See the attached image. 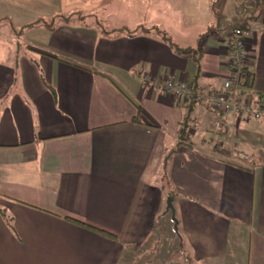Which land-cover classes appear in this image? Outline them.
Masks as SVG:
<instances>
[{
    "label": "crops",
    "instance_id": "crops-1",
    "mask_svg": "<svg viewBox=\"0 0 264 264\" xmlns=\"http://www.w3.org/2000/svg\"><path fill=\"white\" fill-rule=\"evenodd\" d=\"M180 1L181 14L155 0L143 7L148 20L111 31L82 21L40 26L43 45L7 32L18 48L0 43V264H143L139 249L166 212L159 177L178 202L185 235L176 243L189 264H264L258 152L245 164L212 141L197 147L220 119L206 102L181 140L186 109L155 86L174 78L200 95L215 91L228 74L229 32L255 17L249 94L264 106V12L237 14L239 0ZM11 22L0 10V27ZM28 22L15 30L24 34L36 23ZM254 122L236 129L264 130V117L244 123ZM167 139L177 145L168 156Z\"/></svg>",
    "mask_w": 264,
    "mask_h": 264
},
{
    "label": "rangeland",
    "instance_id": "rangeland-1",
    "mask_svg": "<svg viewBox=\"0 0 264 264\" xmlns=\"http://www.w3.org/2000/svg\"><path fill=\"white\" fill-rule=\"evenodd\" d=\"M154 1L155 0H0V10L13 20V22H11L13 25L7 24L8 27H3L4 25L0 27V43L4 42L6 46L11 47L13 50L14 48L17 50L18 46L14 44L13 48V43L8 41L7 32L11 34V28H13V32H15V36L18 38H21L23 35L24 39L26 38L36 45H43V36H41L40 31V26H42L41 24L43 22L47 24V27L53 28H56L59 25L75 26L77 25L76 22L79 21H82L85 25L91 24L89 27L96 28L101 26V28L108 29V31L120 26L132 27L131 25H134L135 23L148 20L146 17H151V13L147 11L145 12L146 9L144 8L150 3L152 5ZM229 2L231 4L233 0H230ZM239 2L241 4L238 3L236 7L237 14H241L244 10H246L247 13L250 12V10L255 11L258 7H261L264 12V0H239ZM163 4H166L169 13L173 12L174 14L177 13V15L182 13L177 12L179 7L182 10V2L180 0H175L174 4H171L170 0H164ZM232 6L233 3L230 5V8ZM6 21L5 24L7 23ZM17 21H32L27 24L36 22L30 27H37L25 30L23 34L22 29L19 31L15 30V25L19 29L24 27L23 23H17ZM38 22L40 24H37ZM18 45L20 49L21 44L18 43ZM234 119L235 118H230V122L233 121L230 126H236V128H238L239 122ZM242 123L240 124H242L243 129L252 128L254 126L258 128V126H260L256 124V122L252 123L250 126H247L244 122ZM236 128L233 132L219 134L207 131L208 134L205 135L204 140L202 141L200 140L201 138H197L199 140L195 145L199 147L203 145L204 141H208L209 143L212 141L211 143H213L214 146L217 144V146H215L216 152H226L228 155L236 153L235 157H237V153L242 151L249 157V160L250 155L254 156L255 152H258V154H255V162L258 165H263L264 139L257 140L256 136L264 138V130H252L253 132L251 133H244V131H238ZM193 134L197 137L199 135L197 132ZM187 138H189V133L187 134ZM190 140H193V138ZM167 142L169 145L168 156L175 153L177 145L175 146L173 144V146H171L172 144L169 142V139H167ZM172 142L175 143L174 141ZM185 145L188 146V144ZM221 145L224 147H221ZM235 145L237 147H235ZM243 163L249 164L246 161H243ZM156 184L164 194V206H166V212L159 215L157 218L154 232L148 238L147 242L144 243L143 247L139 249L138 255H142L143 264H189L184 247L178 245L184 232L179 227L178 231L175 230L172 213L167 212L170 192L172 191L170 182L166 180V177L164 180L159 177ZM175 205L178 208L177 201L175 202ZM176 242H178V244Z\"/></svg>",
    "mask_w": 264,
    "mask_h": 264
},
{
    "label": "built area",
    "instance_id": "built-area-1",
    "mask_svg": "<svg viewBox=\"0 0 264 264\" xmlns=\"http://www.w3.org/2000/svg\"><path fill=\"white\" fill-rule=\"evenodd\" d=\"M251 37L250 29L238 28L230 31L227 49L228 74L221 85L208 95H200L188 82L174 78L160 80L155 86L163 94L178 100L182 106L206 102L220 118L213 127V132L217 134L233 132L236 128L223 120L224 116L235 118L239 125L242 122L260 121L264 117V106L257 97L249 94L252 76L248 70V45ZM237 157L240 160H249L244 153H238Z\"/></svg>",
    "mask_w": 264,
    "mask_h": 264
},
{
    "label": "trees",
    "instance_id": "trees-1",
    "mask_svg": "<svg viewBox=\"0 0 264 264\" xmlns=\"http://www.w3.org/2000/svg\"><path fill=\"white\" fill-rule=\"evenodd\" d=\"M217 3L218 2H215L214 4H213V10H214V14L216 15V6H217ZM255 17L254 18H250L249 20H247L248 22H246V24H244V25H242V26H238V27H234V28H232L231 29V31L232 30H235V29H238V28H242V29H244V30H249V28L247 27V24H249L250 22H253V21H255ZM37 24H40L39 22L37 23ZM42 26H44L45 28H47L48 30H54V28L53 27H47V24H45L44 22L41 24ZM33 27H36V26H33ZM32 28V27H31ZM157 30V29H156ZM157 31H159V30H157ZM161 34H162V36H163V38L166 40V41H168V42H170L171 41V39H170V37H168V35L165 33V32H160ZM198 104H196V103H190V104H187V105H185L184 107H185V109H186V111H185V114H184V118H183V121H182V124H181V128H182V133H181V135H180V138H181V140H186V135H187V133H188V131H189V129L191 128V127H193V120H192V109L195 107V106H197ZM138 113H139V117H141V115L143 114V112H142V109L140 108V107H138ZM135 122L136 123H141V121L139 120V119H136L135 120ZM188 148H190V149H192V146H188ZM243 161H245V160H243ZM247 161H249V160H247ZM172 198H173V196H171ZM174 199V198H173ZM66 219H68L69 221H71V222H73V223H76V224H78V225H80V226H83V227H86V228H88V229H91V230H94L95 232H97V233H99V234H101V235H103V236H105V237H107V238H109V239H112V240H115L116 239V236H114L113 234H109V233H107V232H105V231H103V230H99V229H97V228H94V227H92V226H89V225H87V224H85V223H83V222H81V221H78V220H76V219H73V218H66Z\"/></svg>",
    "mask_w": 264,
    "mask_h": 264
},
{
    "label": "water",
    "instance_id": "water-1",
    "mask_svg": "<svg viewBox=\"0 0 264 264\" xmlns=\"http://www.w3.org/2000/svg\"><path fill=\"white\" fill-rule=\"evenodd\" d=\"M167 212H171L172 213V217L174 220V224H175V230L178 231V220L176 218V210L174 207V199L172 197H170L169 201H168V205H167Z\"/></svg>",
    "mask_w": 264,
    "mask_h": 264
}]
</instances>
